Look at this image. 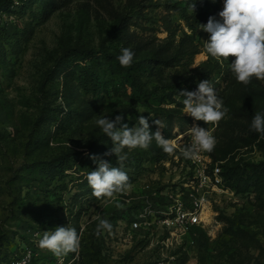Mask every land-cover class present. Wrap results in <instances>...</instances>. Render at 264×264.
<instances>
[{
  "label": "rangeland",
  "instance_id": "1",
  "mask_svg": "<svg viewBox=\"0 0 264 264\" xmlns=\"http://www.w3.org/2000/svg\"><path fill=\"white\" fill-rule=\"evenodd\" d=\"M11 1L0 0V263L32 251L34 264H153L159 254L171 256L180 250L175 264H264V183L246 194L227 189L210 199L200 227L206 245L195 233L181 234L169 253L157 250L161 231L156 229L132 245L123 236L124 221L143 201L166 196L191 173L182 150L191 142L188 129L194 125L208 128L216 139L214 150L204 152L211 161L255 165L264 174V139L250 130L253 116L264 115V80L238 83L229 67L234 57L222 66L208 55L204 41L209 35L166 8L181 0H45L44 6L32 7ZM207 1L208 13L220 20L213 8L217 0ZM140 2L146 5L142 25L135 17L124 22L119 39L118 17L126 11L137 16ZM123 48L135 53L132 64L150 67L152 76L142 77L144 91L130 84L127 67L117 60ZM61 66L72 80L55 76ZM200 73L207 75L201 78ZM86 76L95 83L96 115L79 122L76 132L64 130L54 139L45 138L43 114L79 110L71 86ZM203 80L212 83L229 109L218 125L183 112L178 91H195ZM116 115H123L129 127L143 115L153 133L159 120L166 138L181 140L176 152L166 154L155 140L147 150L125 149L126 161L141 166L124 169L136 181L112 198L97 199L79 190L77 179L87 171L86 164H79L82 157H75L77 167L67 171L64 180L51 182L37 173L42 164H55L69 154L103 156L102 141L111 140L95 121ZM99 219L109 220L112 230L97 235ZM68 225L80 236L77 252L56 257L39 248L43 231Z\"/></svg>",
  "mask_w": 264,
  "mask_h": 264
},
{
  "label": "clouds",
  "instance_id": "2",
  "mask_svg": "<svg viewBox=\"0 0 264 264\" xmlns=\"http://www.w3.org/2000/svg\"><path fill=\"white\" fill-rule=\"evenodd\" d=\"M200 2L203 3V0ZM187 7L189 13L193 14L196 0H188ZM218 15L220 20L209 16L206 24L199 25L200 30L209 33L208 40L204 41L206 53L222 66L229 57H234L229 67L238 83L248 85L253 78L264 80V0H223V9ZM134 56L131 49L123 48L117 60L121 67H130ZM178 96L183 98L184 114L207 125H218L229 111L209 80L200 81L195 91H178ZM123 120V115H116L114 119L102 116L95 121L112 142L103 156L89 157L97 167L87 174L86 179L97 199L112 198L130 186V178L123 170L124 162L128 159L125 149L147 150L155 140L166 154L172 155L177 150V141L166 138L160 131L164 125L159 120L154 121L159 126L154 133L150 131L148 118L143 115L137 117L134 127H129ZM250 130L259 133L260 139H264V115L256 113L253 116ZM188 135L191 142L182 150L185 159L195 160L201 153L214 150L216 139L208 128L194 125L188 129ZM113 155L117 166L104 159ZM112 227L109 220L99 219L96 234L100 235L102 230L111 231ZM38 246L56 257H62L79 250L80 236L70 225L57 226L54 230L43 231Z\"/></svg>",
  "mask_w": 264,
  "mask_h": 264
},
{
  "label": "trees",
  "instance_id": "3",
  "mask_svg": "<svg viewBox=\"0 0 264 264\" xmlns=\"http://www.w3.org/2000/svg\"><path fill=\"white\" fill-rule=\"evenodd\" d=\"M17 2L22 4L23 6L32 7L34 3H38L39 6L45 5V0H13L11 2ZM28 1V2H27ZM138 9L136 11L137 16L131 15L128 11L123 13L121 16L118 17L119 19V26H118V38L121 39L122 37V30L119 29L121 25H123L124 22H128L133 20V18H136V22L141 26L143 23V18H145V15L143 14V9H145L146 5L143 3H137ZM188 0H181L176 3H170L168 6H166L167 10L175 12L179 15V17L182 18L186 23L193 22L195 26L199 27L200 24H206L208 21L209 16H214L213 13H208L209 3L207 0H203V3L200 2V0H196V9L193 14L189 13L188 11ZM1 6V3H0ZM215 16H217L218 6L215 5ZM218 17V16H217ZM204 35H209V33L204 32ZM172 58L166 59V64H169ZM218 65H214L211 70L217 69ZM66 66H61L59 70H57L55 76H59L61 74L62 77H65L68 80H72L69 73H65L62 70H65ZM63 72V73H61ZM150 67L145 65V63H135L132 64L130 67H127V79L130 82V84L138 89L139 91H144L146 83L143 82L142 77H150ZM210 72V71H209ZM209 74V73H208ZM206 73H200L199 77L204 78L206 77ZM95 83H93V78H90L89 76H86L83 80H78V82L74 83V86H71L70 93H75V101L76 104L79 106V110H75L74 113H66L65 111H54V110H48L43 114V119L41 126V131L43 134H45V138L47 139H54L56 136L60 134L61 131L69 130L76 132L79 129V122L85 123L88 122L90 119H92L97 111H98V105L95 101H93V97L95 96L96 89L94 88ZM77 92V93H76ZM87 96H90L91 99L84 100ZM52 126H54L52 128ZM109 138V137H108ZM104 145L103 150L108 151L109 148L112 146V142L109 140H103L102 141ZM110 142V143H109ZM75 157H82L79 160V164H86V173L81 174L77 180L78 182V188L81 192H83L84 195H93L92 189L88 185L87 182V174L95 170L97 165L90 159V155L83 157L81 154H69L65 157L59 159L57 163H44L41 165L40 168L37 169V173H39L43 179H46L48 181H55V180H64L67 176L65 173L69 170H72L76 166L77 159ZM113 158L109 160L113 166L116 165V157L112 156ZM108 160V159H107ZM189 160V159H187ZM132 161H125L126 165L123 168L126 169L127 167L131 168H138L141 165L136 163H131ZM218 165V167L221 169V176L223 178V185L225 189H232L236 191L237 193L246 194L249 192V189L254 185L257 186L259 184L264 183V174L262 172H258L259 167L255 165H242L239 162H235L234 160L229 161L225 165H223L221 162L216 161L212 159V166ZM77 167V166H76ZM247 171H249L247 173ZM76 172H81L76 169ZM139 172H136L138 174ZM132 174H135L132 173ZM131 174V175H132ZM130 180L129 183L132 185L135 183V179L133 176H129ZM101 199V198H100ZM137 210L132 213L134 216ZM130 219V218H129ZM129 219H126L125 221H128ZM191 233H195L199 236L201 241L204 243V245L207 244L208 238L204 231L199 227H194L191 230ZM145 238V237H144ZM135 242V241H134ZM158 250V248H157ZM180 250L176 252H171V256L176 257L177 253H179ZM159 257H157L156 261L153 264H156ZM34 264V261L32 262Z\"/></svg>",
  "mask_w": 264,
  "mask_h": 264
},
{
  "label": "built area",
  "instance_id": "4",
  "mask_svg": "<svg viewBox=\"0 0 264 264\" xmlns=\"http://www.w3.org/2000/svg\"><path fill=\"white\" fill-rule=\"evenodd\" d=\"M217 6L218 15L223 9V0H217ZM177 141L181 142L180 139ZM188 163L191 173L183 177L185 179L178 188L166 196L155 195L143 201L135 215L124 221L123 236L129 244L132 245L142 234L144 237L149 236L151 230L156 229L161 231V236L155 246L169 252L177 243L175 240L179 235L191 233L194 227H204V213L210 205V199L225 193L227 189L223 185L221 169L217 164L213 167L212 161L204 153L195 160L189 159ZM158 257L156 264H175L173 256L162 253ZM33 259L32 251H27L17 259L0 264H32Z\"/></svg>",
  "mask_w": 264,
  "mask_h": 264
}]
</instances>
